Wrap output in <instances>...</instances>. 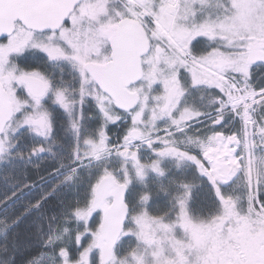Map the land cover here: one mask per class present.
Wrapping results in <instances>:
<instances>
[{"label": "snow or ice", "instance_id": "snow-or-ice-1", "mask_svg": "<svg viewBox=\"0 0 264 264\" xmlns=\"http://www.w3.org/2000/svg\"><path fill=\"white\" fill-rule=\"evenodd\" d=\"M0 264H264V0H0Z\"/></svg>", "mask_w": 264, "mask_h": 264}]
</instances>
